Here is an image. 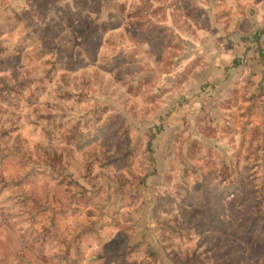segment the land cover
<instances>
[{"label":"rangeland","instance_id":"rangeland-1","mask_svg":"<svg viewBox=\"0 0 264 264\" xmlns=\"http://www.w3.org/2000/svg\"><path fill=\"white\" fill-rule=\"evenodd\" d=\"M6 245L264 264V0H0Z\"/></svg>","mask_w":264,"mask_h":264},{"label":"crops","instance_id":"crops-1","mask_svg":"<svg viewBox=\"0 0 264 264\" xmlns=\"http://www.w3.org/2000/svg\"><path fill=\"white\" fill-rule=\"evenodd\" d=\"M16 249H10L7 247V245L5 247H1L0 246V264H10L9 262H12V264H22L23 263V259L24 257L22 256H18L19 254H24V256H26V258H31L30 257V253H24L23 251H14ZM33 261V259H32ZM34 264H37L36 262H34Z\"/></svg>","mask_w":264,"mask_h":264}]
</instances>
